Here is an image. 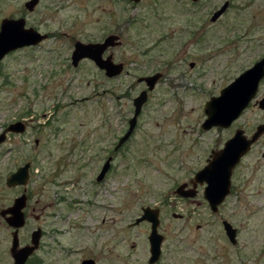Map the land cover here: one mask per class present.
<instances>
[{
  "label": "rangeland",
  "instance_id": "rangeland-1",
  "mask_svg": "<svg viewBox=\"0 0 264 264\" xmlns=\"http://www.w3.org/2000/svg\"><path fill=\"white\" fill-rule=\"evenodd\" d=\"M24 1L0 0V20L16 17ZM198 1L39 0L32 12L26 11L28 24L50 37L0 61V127L29 116L42 125L39 131L32 127L29 136L36 132L41 142L33 152L32 143L20 153L0 152V208L20 191L7 187L5 178L36 157L28 210H44L39 222L46 231L38 251L42 264L93 258L95 264H147L150 223L133 221L142 207L155 204L163 238L154 264H264V182L240 180L216 213L203 197L204 184L197 185L192 198L175 194L178 184L206 164L210 150L233 134L231 128L202 129L204 101L264 54V0H228L230 8L218 21L210 20L211 13L225 0ZM108 34L121 41L104 52L124 63L120 74L107 77L87 58L71 64L76 40L102 41ZM154 72L162 77L147 91L150 97L128 146L98 183L101 163L128 128L132 98L146 89L138 76ZM258 89L257 96L264 95V79ZM261 115L248 108L234 127L250 134ZM80 141L83 169L68 157L58 177L65 184L51 185L46 179L54 164L47 152L79 153ZM260 141L254 148L257 156L245 163L264 168V137ZM223 220L237 229L236 244L227 239ZM34 226L31 218L26 220L21 243ZM11 231L0 219V264H12Z\"/></svg>",
  "mask_w": 264,
  "mask_h": 264
},
{
  "label": "water",
  "instance_id": "water-1",
  "mask_svg": "<svg viewBox=\"0 0 264 264\" xmlns=\"http://www.w3.org/2000/svg\"><path fill=\"white\" fill-rule=\"evenodd\" d=\"M137 2L139 0H131ZM198 1V0H193ZM38 0H28L25 3L26 8L32 10ZM228 6L227 1L221 4V7L211 14L210 20H215ZM32 28L24 29L22 19L4 18L0 23V59L9 51L18 47L35 44L43 35ZM117 34H108L102 41L94 42H81L76 40L73 44V50L71 51V64L74 66L84 58H87L96 64V66L103 71V74L107 77H114L123 70L124 63L114 62L112 55L108 54L104 57V52L109 47H114L120 44ZM191 62L190 65H192ZM161 76L160 73L149 74L140 76L137 82L143 81L146 84L147 90L152 89ZM264 76V56L255 61L250 67L245 69L234 80L226 84L220 89L218 95L211 96L205 101L203 112L206 116L201 124L203 130L210 129L214 126L226 127L229 126L236 117H238L243 110L247 107V104L257 93V87L260 80ZM147 99L146 90H141L139 95L133 98L132 104L134 110L128 121V129L120 136V140L117 146H120L124 142L130 133L134 130L137 118L143 103ZM260 107L264 108V96L261 98ZM22 123H12L8 126V130L18 131L22 129L19 127ZM264 132V123L258 124L254 133L250 137L243 135L242 130L237 129L235 134L227 139L223 144V147L212 151L210 157L207 159V163L190 179L192 188H185L186 184H180L175 189V192L182 197H192L196 194L195 187L197 183H205L203 190V196L208 202L209 209L212 212L218 211L219 204L226 198L230 192V179L232 169L236 166L241 156L246 154L250 145ZM3 139V135H0V142ZM110 159H106L105 163L100 168V172L96 177L97 181L104 176L109 167ZM26 168L27 164L17 168L6 178V184L8 186H14L16 184H25L26 182ZM26 196L24 194L15 198L14 203L9 207L1 211V215L10 213V216L6 217L7 223L15 227L16 229L12 233V244L10 247V254L13 259V264H24L28 256L33 252L37 246V239L39 231L32 233L31 245H25L18 247L17 228L24 224L23 207L25 206ZM142 214L134 219L133 224H138L141 221L150 222V229L148 235L149 243V258L148 264H153L160 257L162 234L158 232L157 226L159 225V211L155 207L152 209L150 206H144L141 208ZM223 229L228 237V240L235 244L237 239L236 229L232 227L231 223L224 220L222 222ZM81 264H95L93 259H84Z\"/></svg>",
  "mask_w": 264,
  "mask_h": 264
},
{
  "label": "flooded vegetation",
  "instance_id": "flooded-vegetation-1",
  "mask_svg": "<svg viewBox=\"0 0 264 264\" xmlns=\"http://www.w3.org/2000/svg\"><path fill=\"white\" fill-rule=\"evenodd\" d=\"M28 0H25L24 1V3H23V6H24V9H22L18 14H17V16L16 17H14V16H10V17H4V18H11V19H22V22H23V28L24 29H29V28H32V29H34L35 31H37L39 34L38 35H43L44 37L42 38V39H40L37 43H35V44H29V45H24V46H21V47H18V48H16V49H14V50H11V51H15V50H17V49H21V48H30V47H33V46H35V45H39V44H41L45 39H47V38H49L50 37V32H48V31H43V30H41L38 26H34V25H30V24H28V22H27V17H26V11H29V12H32L34 9H35V7L38 5V3H39V0H38V2L36 3V5L34 6V8L32 9V10H29L28 8H26V6H25V3L27 2ZM192 2H193V4H198L199 3V1H193V0H191ZM225 1H227V4H228V6L226 7V9L219 15V17L218 18H216L215 20H213V21H218V20H220L221 19V17L222 16H224V14L227 12V10L230 8V2L228 1V0H225ZM225 1H223V2H225ZM222 2V3H223ZM221 3V4H222ZM221 4H220V6H218L217 8H215L213 11H212V13L214 12V11H216V10H218L220 7H221ZM211 13V14H212ZM4 18H2V19H4ZM1 19V20H2ZM1 20H0V23H1ZM11 51H9L8 53H6L4 56H6L7 54H9ZM3 56V57H4ZM264 56V54L263 55H261V56H259V58L258 59H256L255 61H257V60H259V59H261L262 57ZM3 57L0 59V61L3 59ZM191 62H193V61H191ZM194 63V62H193ZM255 62H253L252 64H254ZM191 64V63H190ZM193 65V64H192ZM192 65H190V67L192 66ZM251 66V65H250ZM154 73H160V72H154ZM154 73H149V74H154ZM149 74H147V75H149ZM142 76H145V75H142ZM138 77H140V76H138ZM162 77V73H161V76H160V78ZM159 78V79H160ZM138 79V78H137ZM158 79V80H159ZM264 79V76H263V78L260 80V82H259V84H258V87H259V85H260V83H261V81ZM138 83H142V84H144L145 85V87H146V84L143 82V81H139ZM158 83V82H157ZM156 83V84H157ZM156 84H155V86H156ZM258 87H257V89H258ZM141 90H146V94H147V99L150 97V92L149 93H147V87H146V89H141ZM140 90V91H141ZM258 92H259V89L257 90V93L255 94V96L251 99V101L247 104V107L243 110V112L238 116V117H236V119H234L233 121H231L232 123L229 125V126H226V127H221V126H214V127H218V128H223V129H226V128H228V129H233L232 130V135L231 136H229L227 139H229V138H231L234 134H235V132L237 131V129H240V130H242V132H243V135H245L246 137H250L253 133H254V131H255V129H256V127L258 126V124H260V123H264V108H261L260 107V102H261V98L264 96V95H259V96H257L258 95ZM133 99V98H132ZM147 99H146V101H147ZM146 101L144 102V103H146ZM144 103H143V105H144ZM133 105V104H132ZM143 105H142V107H143ZM134 106V105H133ZM248 108H255L257 111L259 110L261 113H262V115H261V117H262V122H260V123H258L255 127H254V129L253 130H251L250 131V134H246V132H245V130H244V128H242V127H240V126H237V127H234V125H235V123H236V121H237V119L242 115V114H244L245 112H247V109ZM41 117L42 118H45V119H47V117H48V114H46V113H42L41 114ZM130 118V117H129ZM129 118L127 119V126H128V121H129ZM138 119V118H137ZM17 122H20V123H22V125H20L19 127H21L22 129H19L18 131H12V130H8V126L10 125V124H12V123H17ZM137 123V122H136ZM35 125V126H34ZM41 126L42 125H39V124H34L33 123V118H29V116H19V117H17V118H15L13 121H11V122H7L6 124H3V125H1V127H0V135L2 134L3 135V139H2V141L0 142V152H2V153H6V152H12V151H15V152H18V153H20V151L22 150V147H24L25 145H28V144H31V145H29V151L31 150L32 152L33 151H35V149L38 147V145L40 144V142H41V140H40V136H37V134H36V132H33L32 133V137L31 136H29V131H31V128L32 127H34L35 129L34 130H40V128H41ZM212 128V127H211ZM128 129V128H127ZM126 129V130H127ZM126 130L123 132V133H121L120 134V136H122L125 132H126ZM56 132H57V129H56ZM133 132V131H132ZM131 132V133H132ZM130 133V134H131ZM27 135V136H26ZM120 136H118L117 138V140L115 141V143H114V145H113V153L111 154V155H109V156H107L104 160L106 161V159H110V162H109V167H108V169H107V172L104 174V176L100 179V181H97L96 180V177H97V175L99 174H97L96 175V177H95V180L98 182V183H100V182H102L105 178H107L108 177V175L110 174V172L112 171L111 169L113 168V165H114V162H115V160H116V157H117V154H118V152H120V150L121 149H124V148H126L127 146H128V143H129V140H130V135L128 136L129 138H127L124 142H122L121 144H120V146H117V144H118V142H119V140H120ZM264 137V132L263 133H261L260 135H259V137L250 145V147H249V150L246 152V154H244L243 156H241L240 157V159H239V161H238V163L236 164V166L232 169V172H231V174H230V176H231V179H230V192L231 191H233V189H234V187H235V185L236 184H238L239 183V181L241 180V184H245V183H248V182H250V180L251 179H256V181H257V183H259V184H261V183H263L264 182V174H260L261 173V171H264V168L262 167L263 166V164L262 163H260V164H258V163H254V164H251V163H245V162H247V160L249 159V157H251V158H253V155L254 156H257L255 153H256V151L254 150V148H255V146H257V145H259V143H262V141H260L262 138ZM32 139V142L30 141ZM227 139L225 140V141H227ZM224 141V142H225ZM223 142V143H224ZM222 143V144H223ZM5 144H9V145H6L5 146ZM18 144H19V146H18ZM224 145V144H223ZM223 145H222V147H223ZM79 147H80V152L79 153H75V152H72V150H70L69 152H66V153H55V152H47V159H50V162H51V164H54V168H51V171H50V175L48 176V178L46 179V181H48L49 183H51V185H55V186H62V185H64L65 184V182H61L60 180H59V176H60V174L62 173V167H63V163H62V161L63 160H73V159H75V160H78V169L79 170H81V169H83V161H82V150H81V141H80V143H79ZM221 147H219V148H216V149H212V150H210V153H209V157H210V154H211V152L212 151H216L217 149H220ZM29 153V152H28ZM261 155L264 157V150L261 152ZM68 157L69 158H71V159H68ZM208 157V158H209ZM207 158V159H208ZM35 159H36V157H30V158H28V159H26L22 164H20V165H18L16 168H15V170L17 169V168H19V167H21V166H24L25 164H27V168H26V182H25V184H16V185H14V186H8L7 184H6V178L12 173V172H14V171H12V172H10L9 173V175L5 178V185L7 186V187H9V188H17V189H19L20 191H19V194L16 196V197H14L13 198V201H12V203L10 204V205H7V206H3V207H1L0 208V219L2 220V221H4L7 225H8V227H10L11 229H12V231H11V242H10V247H11V244H12V233H13V231L16 229L15 227H12V226H10L8 223H7V221H6V217H8V216H10V213H6L5 215H1V211L2 210H4V209H6V208H9L13 203H14V200H15V198H17L18 196H20V195H22V194H24L25 196H26V202H25V206L23 207V209H22V211H23V214H24V224L22 225V226H20V227H18L17 228V236H18V247H23V246H25V245H31V242H32V233L33 232H35V231H39V236H38V239H37V246H36V248L33 250V252L28 256V258L26 259V261L24 262V264H27V262L28 261H30V263L31 264H42L43 263V260H42V258L41 257H39L38 256V251L42 248V241H43V237H44V235H46V231H45V229L39 224V222H40V220L42 219V218H44V210H43V208H40V211L39 212H36V206H32L31 208H30V210H28L29 209V206H28V201H29V199L31 198V191H30V189H28V186H29V184L31 183V181H32V176H33V173H32V171H33V169H34V165H35ZM207 159H206V163H207ZM105 161L104 162H102L101 163V166H100V168L102 167V165L105 163ZM203 167H204V165H203ZM242 167H244L246 170L245 171H242ZM262 168V169H261ZM201 169V168H200ZM199 170V169H198ZM248 170V171H247ZM197 171V170H196ZM239 171H240V173H239ZM99 172H100V169H99ZM196 173V172H195ZM194 173V174H195ZM193 174V175H194ZM238 174L241 176V177H239L238 178ZM193 178V177H192ZM180 184H186V189L187 188H192V185H191V183H190V179H189V181L188 182H182V183H180ZM180 184H178V185H180ZM198 184H200V183H197V185ZM202 184H204V186H205V183H202ZM177 185V186H178ZM197 185H196V187H195V190H196V194H197ZM176 186V187H177ZM203 186V187H204ZM175 187V188H176ZM205 188V187H204ZM176 190V189H175ZM204 190V189H203ZM229 192V193H230ZM175 194H177L176 192H175ZM195 194V195H196ZM194 195V196H195ZM229 195V194H228ZM227 195V196H228ZM180 196V195H179ZM194 196H192V197H194ZM227 196H226V198H227ZM182 197V196H181ZM186 197H188V196H186ZM186 197H183V198H186ZM192 197H188V198H192ZM204 197V196H203ZM225 198V199H226ZM60 199L61 200H64V196H60ZM224 199V200H225ZM223 200V201H224ZM39 199L38 198H36L35 200H34V202L36 203V204H39ZM222 201V202H223ZM221 202V203H222ZM220 203V204H221ZM219 204V205H220ZM155 207H157L158 208V211H159V216H160V208H159V206H157L156 204H155V206L154 207H151L152 209H154ZM219 207V206H218ZM218 210H219V208H218ZM218 212V211H217ZM214 213V212H213ZM216 213V212H215ZM141 215V214H140ZM139 215V216H140ZM159 216H158V218H159ZM138 217V216H137ZM29 218H31L32 220H33V222L35 223V226L33 227V228H31L30 230H29V232H28V240H25V241H22V243L20 242V235H19V233H20V228H23L24 227V225H25V222H26V220H28ZM136 218V217H135ZM146 221V220H145ZM224 221V220H223ZM222 221V222H223ZM227 221V220H226ZM134 222V221H133ZM142 222V221H141ZM148 222V221H147ZM228 222V221H227ZM160 223V222H159ZM232 225V224H231ZM222 227H223V224H222ZM233 227V226H232ZM235 228V227H234ZM157 229H158V226H157ZM237 230V229H236ZM224 231H225V229H224ZM226 234V233H225ZM236 234H237V231H236ZM227 236V235H226ZM227 239H228V237H227ZM235 239H236V236H235ZM230 241V240H229ZM230 243H232V242H230ZM237 243V242H236ZM235 243V244H236ZM233 244V243H232ZM10 247H9V254H10ZM10 256H11V254H10ZM12 258V257H11ZM160 258V257H159ZM158 258V259H159ZM157 259V260H158ZM84 260V259H83ZM157 262V261H156ZM155 262V263H156ZM12 264H13V259H12ZM81 264V263H80ZM154 264V263H153Z\"/></svg>",
  "mask_w": 264,
  "mask_h": 264
}]
</instances>
